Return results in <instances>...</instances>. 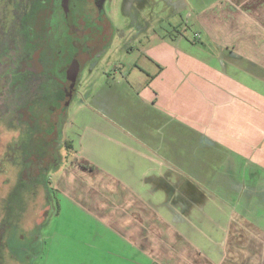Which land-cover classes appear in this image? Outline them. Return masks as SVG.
<instances>
[{
	"label": "crops",
	"instance_id": "0c3cea01",
	"mask_svg": "<svg viewBox=\"0 0 264 264\" xmlns=\"http://www.w3.org/2000/svg\"><path fill=\"white\" fill-rule=\"evenodd\" d=\"M167 3L68 112L43 264H264V0Z\"/></svg>",
	"mask_w": 264,
	"mask_h": 264
},
{
	"label": "flooded vegetation",
	"instance_id": "af4514ba",
	"mask_svg": "<svg viewBox=\"0 0 264 264\" xmlns=\"http://www.w3.org/2000/svg\"><path fill=\"white\" fill-rule=\"evenodd\" d=\"M29 1L28 20L35 22L18 32L27 44L12 46L8 32L0 33V145L3 148L8 144L1 136L3 127L22 126L36 135L33 148L23 156L25 169L21 179L38 183L39 177L43 174L46 177L65 158L60 154L59 146L69 149L63 133L68 117L67 104L75 95L76 68L92 58L91 48L94 52L103 45L100 34L94 33L93 24L100 20L104 5L111 0ZM15 5L20 6L18 2ZM107 23L109 25V21ZM46 77L55 85L49 91L48 109L38 111L35 87L40 78L46 83ZM59 88L66 93L60 100L56 94ZM20 145L16 144V148H21ZM4 156L1 155L0 160L2 157L10 159L9 153L5 152ZM44 198L50 199L48 193ZM45 209H41L37 228L49 217L50 213ZM20 233L3 223L0 242L2 239H20L23 237ZM38 241L39 232L37 245ZM31 254L34 258L36 251Z\"/></svg>",
	"mask_w": 264,
	"mask_h": 264
},
{
	"label": "rangeland",
	"instance_id": "374dc122",
	"mask_svg": "<svg viewBox=\"0 0 264 264\" xmlns=\"http://www.w3.org/2000/svg\"><path fill=\"white\" fill-rule=\"evenodd\" d=\"M130 1L137 2V0L107 2L104 5V14L96 24H93L94 33L100 34L103 45L96 48L94 52V48H91L92 58L76 68L75 74L78 78L75 95L67 104V113L72 110L75 101L87 99L103 81L124 80L122 77L127 76L129 65L138 62L136 51L126 50V46L135 44V34L139 32L143 34L144 30H148L147 33H149L153 29H169L170 23L174 24L180 19L178 13L172 14L176 9L171 8L167 0H143L144 2L140 5V14L135 11L136 8ZM16 2L20 6H16ZM16 2L0 0V33L7 31L11 45L20 47L27 42L18 32L24 31L27 25L35 20H28L30 19L28 7L31 1L16 0ZM192 31L193 28L190 26L188 34H192ZM162 32L163 29L158 33ZM41 80L42 78L38 79L35 87V95L39 100L37 101L38 111L48 109L49 91L55 85L47 77L46 83ZM56 94L59 100L66 95L61 88L57 89ZM5 128L1 129V136L10 145H4L3 148L0 145V154L5 157L4 154L7 152L10 154V159L2 157L0 160V226L4 223L10 230L16 228L18 233L21 231L24 233H20L23 237L17 240H1L0 264H43V257L40 254L41 242L38 241L37 245L36 236L37 232L44 236L49 232L50 226L47 222L50 219L53 223L54 216L51 218L49 216L39 228H37V220L41 218L42 208H46L45 211L50 213L51 208L54 207L55 173L57 168L64 164L71 150L64 145L59 146V152L65 158L59 161L58 166L51 169L46 177H43V174L41 178L39 177L38 183H32L27 178L21 179V177L24 176L25 169L23 156L33 148L36 135L34 136L22 126ZM4 129L5 133H3ZM63 135L65 136V133ZM16 144H21V148H16ZM46 191L50 197L49 200L44 198ZM33 250L37 254L34 258L31 254Z\"/></svg>",
	"mask_w": 264,
	"mask_h": 264
},
{
	"label": "trees",
	"instance_id": "16d2710c",
	"mask_svg": "<svg viewBox=\"0 0 264 264\" xmlns=\"http://www.w3.org/2000/svg\"><path fill=\"white\" fill-rule=\"evenodd\" d=\"M68 147H69V149H70V144L68 143Z\"/></svg>",
	"mask_w": 264,
	"mask_h": 264
}]
</instances>
